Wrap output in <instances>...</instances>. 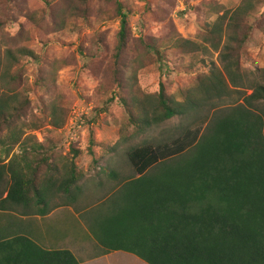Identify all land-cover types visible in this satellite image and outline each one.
I'll use <instances>...</instances> for the list:
<instances>
[{
    "label": "trees",
    "instance_id": "obj_1",
    "mask_svg": "<svg viewBox=\"0 0 264 264\" xmlns=\"http://www.w3.org/2000/svg\"><path fill=\"white\" fill-rule=\"evenodd\" d=\"M110 1L120 26L100 112L107 111L116 95L125 105L130 138L138 141L125 156L137 177L118 180L113 170L102 169L115 181L94 222L102 252L123 251L146 264H264V108L256 107L264 106V70L262 77L249 79L243 65L254 32L264 34V0H236L230 8L209 4L215 20L194 39L183 38L171 25L169 32L148 42L140 37L135 41L141 50L130 60L135 66L126 63L123 68L128 15L119 0ZM64 22L54 25L61 31ZM12 41L17 40L0 38V199L6 193L3 204L33 207L44 216L52 207L77 201L88 180L77 168L75 147L68 157L60 156L54 137L46 143L33 135L23 139V129L30 127L19 123L30 100L22 90V62L37 56L27 44ZM169 54L181 63L179 68L168 61ZM211 54L217 60L207 65L204 57ZM159 59L166 67L172 63L177 71L195 75L182 101L174 100L162 84L155 95L137 86L138 72ZM195 64L200 66L193 68ZM124 74H129L125 80ZM45 75L37 76L36 86L55 89V81L46 84ZM238 88L251 94L211 117L199 115L210 98L221 99ZM69 113L65 103L48 105L53 130L64 126ZM173 120L187 124L178 137L163 143L146 139L150 129ZM7 244L16 249L0 264H79L71 252L45 250L27 237Z\"/></svg>",
    "mask_w": 264,
    "mask_h": 264
},
{
    "label": "rangeland",
    "instance_id": "obj_2",
    "mask_svg": "<svg viewBox=\"0 0 264 264\" xmlns=\"http://www.w3.org/2000/svg\"><path fill=\"white\" fill-rule=\"evenodd\" d=\"M119 1L124 5V13L128 15L130 30L128 51L121 58L122 68L126 63L128 67L135 66L132 59L141 50L135 40L140 37L148 42L150 38L169 32L171 25L183 38L194 39L206 24L215 20L209 4L216 3L227 8L236 5V0ZM114 9L110 0H0V24L4 29L0 31V38H13L17 41L12 42L19 45L25 43L37 56L35 60L26 58L22 62V90H26L30 100L29 108L19 123V126L30 127L23 129V139L33 135L39 142L46 143L54 137L58 148L55 154L60 156L68 157L72 147L78 149L76 165L88 180L84 190L91 199L109 192L106 193L107 198L113 193L115 181L107 177L106 171L102 170L104 168L113 170L118 180L137 177L125 156L126 150L138 142L130 138L132 131L127 125L125 105L120 103L116 95L107 111L100 112L105 101L103 90L110 87V65L120 26V19L112 17ZM63 20L64 28L60 31L54 23L60 24ZM154 54L159 56L160 53ZM247 54L248 62L243 65L248 71V78L262 77L264 34L260 31L254 32L247 45ZM168 59L179 68L181 63L176 61L174 55L169 54ZM204 59V63L209 65L210 60L216 62L217 56L211 54V57L205 56ZM172 63L166 67L159 59L156 64L140 70L137 86L144 93L155 95L162 84L174 100L182 101L188 88L192 87L195 75H191L190 71H177ZM185 64L191 62L187 60ZM198 66L195 64L193 68ZM45 73L49 78L46 84L51 85L53 79L55 89L48 90L46 85L36 86L37 76ZM128 76L124 74L122 79ZM249 94V89L238 88L221 99L214 96L208 100L209 106H205L199 115L208 114L211 117L214 111L240 104L242 98ZM111 96L112 93H107V97ZM53 100L65 103L70 110L64 126L58 131L49 125L50 119L46 115L47 107ZM256 107L264 108L263 105ZM186 125H179L178 121L173 120L159 128L150 129L145 137L155 143L169 142L178 137ZM95 207L93 203L89 211ZM94 244L90 241L84 246H77L67 241L65 248L73 249L76 257L83 259L96 254Z\"/></svg>",
    "mask_w": 264,
    "mask_h": 264
},
{
    "label": "crops",
    "instance_id": "obj_3",
    "mask_svg": "<svg viewBox=\"0 0 264 264\" xmlns=\"http://www.w3.org/2000/svg\"><path fill=\"white\" fill-rule=\"evenodd\" d=\"M106 193L109 192L96 195L94 199H91L90 195H87V191L84 190L80 193L77 201H69L67 204L52 207L44 216H41L38 211L36 212L33 207L26 209L13 203L3 204L2 200L6 198V193H4L0 199L2 202L0 208V262L5 263L6 258H9V255L13 254V250L16 249L15 245L10 246L7 243L14 240L15 237L23 236L36 241L40 247L48 251L67 250L73 254L79 264H146L139 258L123 251L102 252V247L93 232H96L94 222L99 219L97 215L100 211H104L103 209L98 210L105 202ZM99 199L103 201L98 202ZM93 203L96 204V207L89 211ZM67 241L73 242L77 246H84L93 241L97 252L79 259L73 249L65 248ZM119 253L127 255L123 256Z\"/></svg>",
    "mask_w": 264,
    "mask_h": 264
}]
</instances>
